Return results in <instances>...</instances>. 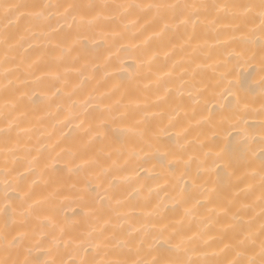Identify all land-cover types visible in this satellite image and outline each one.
<instances>
[{"label": "snow or ice", "instance_id": "snow-or-ice-1", "mask_svg": "<svg viewBox=\"0 0 264 264\" xmlns=\"http://www.w3.org/2000/svg\"><path fill=\"white\" fill-rule=\"evenodd\" d=\"M209 36L211 87L232 98L215 128L231 122L255 143L245 117L258 116L259 152L214 156L185 129L161 154L179 123L173 92L203 79L183 60L158 64L160 49L168 60ZM89 49L104 67L129 57L127 84L97 80ZM241 59L255 65L256 96L229 80ZM36 89L50 93L42 116L27 102ZM109 123L123 126L118 141ZM52 153L74 179L54 174ZM0 264H264V0H0Z\"/></svg>", "mask_w": 264, "mask_h": 264}, {"label": "bare ground", "instance_id": "bare-ground-1", "mask_svg": "<svg viewBox=\"0 0 264 264\" xmlns=\"http://www.w3.org/2000/svg\"><path fill=\"white\" fill-rule=\"evenodd\" d=\"M206 43L207 46L203 47L202 50L198 49L197 45H205V40L203 39L194 41L191 47L185 48L184 51H181L179 47H177L175 53H173L168 60H165L164 52L171 51V49L169 47H162L160 49L161 54L157 61L158 64L167 63L170 65L172 60H183L184 66L189 69V75H191L193 71L197 72L198 75L196 76V80L200 81L203 79V84L199 85L196 89L189 88L181 90L183 91V96H181L179 92H173L174 102L171 103V107L176 108V113H173L172 115L179 121V123L176 127H169L165 132H162L157 148L161 154L166 153L170 145L174 143L177 134L183 133L184 130L187 129L189 139H196L197 136H199L201 140L209 141L214 156L220 155L227 159L234 155L246 153L249 147L254 148L258 153L260 149L258 135L260 118L258 116L250 115L245 117L249 124L257 125V131L252 133V135L256 136L255 143H253L251 139H248V142L245 143V138L240 132V127H231V122L225 124L223 128H215L216 123L220 119V113L224 110V105L228 104L232 98L228 97V99H225L224 97H221L219 91H213L211 87L214 83L213 65L218 57L216 55L217 50L213 48L216 41L209 36ZM194 49L196 50L194 51ZM99 54L101 56L107 55L103 49L100 50ZM96 56L97 53L94 50H88V58L92 61V65L96 69L94 75L97 80H104L106 78L105 73H107L109 85L120 83L127 84V75L130 71L129 65L132 63V60L129 57L121 55L119 58L112 59L108 66L104 67L103 59L97 60ZM233 63V74L229 77V80L232 81L233 89L238 95L249 94L250 96H256L259 92V88L253 81L255 65L246 62L243 59ZM255 79L258 80L259 77H255ZM93 84H95V81H93ZM206 86L207 90L205 91L204 89ZM250 89H255V92L250 93ZM189 92H191V96L189 95ZM49 96L50 93L47 89H36L34 90V93H30V99L27 102L29 107L34 109L37 116L45 115L49 110ZM256 98L258 101V96ZM255 107H259L258 102ZM169 110L170 109L166 108L161 127H164L168 123L167 112ZM193 112H195V115H193ZM62 118L63 117L61 116V119ZM204 118H210L212 122L205 124L203 123ZM198 121L201 122L199 126H197ZM53 123H55V119L52 117L45 120V125L47 126L48 131H52L51 125ZM122 127L123 126L121 125L109 123L104 132L109 140L118 141L121 137ZM214 129L217 132L215 137H213ZM63 133L68 134L64 144L70 146L73 143L74 138L77 136V130H75L74 125L64 126ZM201 133H204V135H201ZM60 135V130L57 129L56 137H54V139H58ZM57 151H59V149H57ZM205 151H208V149H205ZM47 164L54 174L65 177L71 176L73 179L75 178V174L69 171L74 167V165L70 163L69 157L55 159V153H52L51 158L47 160ZM204 178L207 179L208 177L205 176ZM29 179H35V177H30ZM160 183L163 184V181ZM160 195L163 196V193L161 192ZM76 207V205H70L67 208V214L71 216L72 210ZM171 207V202H168V208L170 209ZM159 243H163V241L160 240ZM36 254L39 255V253Z\"/></svg>", "mask_w": 264, "mask_h": 264}]
</instances>
